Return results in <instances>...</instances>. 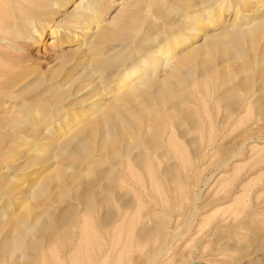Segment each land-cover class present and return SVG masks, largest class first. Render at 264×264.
<instances>
[{
    "label": "rangeland",
    "instance_id": "374dc122",
    "mask_svg": "<svg viewBox=\"0 0 264 264\" xmlns=\"http://www.w3.org/2000/svg\"><path fill=\"white\" fill-rule=\"evenodd\" d=\"M0 264H264V0H0Z\"/></svg>",
    "mask_w": 264,
    "mask_h": 264
},
{
    "label": "bare ground",
    "instance_id": "6f19581e",
    "mask_svg": "<svg viewBox=\"0 0 264 264\" xmlns=\"http://www.w3.org/2000/svg\"><path fill=\"white\" fill-rule=\"evenodd\" d=\"M6 18V17H5ZM26 20V19H25ZM25 23L27 24V25H29L31 28H35L36 27V25H35V23H34V21H32V20H26L25 21ZM7 26V25H6ZM9 26V25H8ZM29 29L28 30V28H27V30L26 29H23L22 31H18L17 33H16V31H15V37H17V38H19L20 40H22V44L24 45V46H26V44H27V42H29L28 40H30L31 38H30V35H31V31H32V29ZM31 30V31H30ZM36 31H37V33L35 34L36 35V39H37V41H40V40H42L45 36H44V30L43 29H36ZM51 35H52V37H55L56 38V35H57V32H56V30L55 29H53V30H51ZM2 36V35H1ZM12 36H13V33H12ZM59 36V35H58ZM30 38V39H29ZM33 39V38H32ZM1 41L2 42H4V43H10V40H8L7 38H2L1 39ZM15 42V41H14ZM14 42H13V44H14ZM16 46H19L18 44H16ZM5 47V46H4ZM13 48V47H12ZM14 49V48H13ZM10 88H8V90H9ZM115 122H117V121H115ZM163 247L164 246H162V249H163ZM168 247V246H167ZM161 249V250H162ZM161 253V252H160ZM160 253H158L159 255H160Z\"/></svg>",
    "mask_w": 264,
    "mask_h": 264
}]
</instances>
